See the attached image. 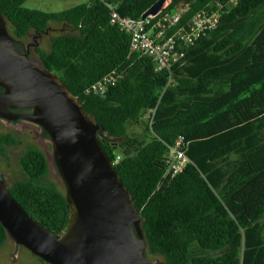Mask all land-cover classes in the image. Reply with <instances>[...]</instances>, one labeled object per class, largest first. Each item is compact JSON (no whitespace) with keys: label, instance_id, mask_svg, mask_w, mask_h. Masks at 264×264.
Here are the masks:
<instances>
[{"label":"trees","instance_id":"obj_1","mask_svg":"<svg viewBox=\"0 0 264 264\" xmlns=\"http://www.w3.org/2000/svg\"><path fill=\"white\" fill-rule=\"evenodd\" d=\"M25 1L0 0L8 33L27 52L31 31L51 21L70 29L51 36L48 50L33 44L35 59L99 125L102 149L140 216L145 255L159 258L156 264H264V0H168L167 12L186 5L178 25L223 5L215 27L178 47L183 55L170 71L129 55V35L110 23L104 0L58 12L27 8ZM105 1L121 16L138 18L157 0ZM113 70L122 77L108 91L86 92ZM148 108H155L150 128L141 118ZM141 124L143 139L129 131ZM178 139L190 162L171 176L168 146ZM21 143L11 132L0 134V156ZM17 164L8 190L61 235L69 209L44 153L26 144ZM7 238L0 224V247Z\"/></svg>","mask_w":264,"mask_h":264},{"label":"water","instance_id":"obj_2","mask_svg":"<svg viewBox=\"0 0 264 264\" xmlns=\"http://www.w3.org/2000/svg\"><path fill=\"white\" fill-rule=\"evenodd\" d=\"M167 1H155L142 17ZM0 87V118L29 120L49 137L69 209L67 227L56 235L25 211L0 178V224L7 236L46 264H156L144 253L140 216L102 149L99 125L55 72L17 50L1 13ZM16 108L31 112L11 111Z\"/></svg>","mask_w":264,"mask_h":264},{"label":"built area","instance_id":"obj_3","mask_svg":"<svg viewBox=\"0 0 264 264\" xmlns=\"http://www.w3.org/2000/svg\"><path fill=\"white\" fill-rule=\"evenodd\" d=\"M236 0H231L235 3ZM109 8V20L129 35V55L137 57H149L153 61L156 71H170L173 63L178 61L183 52L178 47L192 44L202 33L216 26L223 5L216 4L214 10H200L194 13L188 20L178 25L182 14L186 11V5L177 6L172 12H167L164 7L146 17L131 18L121 16L115 9V5L105 1ZM178 25V26H177ZM176 27L170 32V29ZM122 77L121 72L111 71L103 75L99 80L91 84L86 92L102 95L114 86ZM155 108H148L142 114L143 122L150 128ZM182 141L178 139L174 145L168 146V169L171 176L180 173L190 162L182 150ZM119 156L116 157V160Z\"/></svg>","mask_w":264,"mask_h":264},{"label":"rangeland","instance_id":"obj_4","mask_svg":"<svg viewBox=\"0 0 264 264\" xmlns=\"http://www.w3.org/2000/svg\"><path fill=\"white\" fill-rule=\"evenodd\" d=\"M87 1L88 0H26L24 6L47 12H58ZM69 31L70 29L65 23L51 21L44 31L38 34H34V32L31 31L24 41V47L28 50L31 57L37 58V55L33 50V44L48 50L49 39L51 36ZM129 131L130 133L137 135L140 139L145 138L147 135L143 124L137 127H131L129 128ZM7 132L16 135L22 142L19 145L7 147L6 155L0 156V173L8 185H10L11 181L19 174L17 164L19 155L24 146L31 143L37 146L46 156L50 178L58 185V187L63 188V183L53 162L51 141L49 137L44 134L40 126L27 120H18L17 123L9 124L0 121V134ZM151 260L155 263H161L159 258H152ZM0 264L46 263L40 262L37 257L32 255L24 247L17 245L8 237L0 247Z\"/></svg>","mask_w":264,"mask_h":264},{"label":"flooded vegetation","instance_id":"obj_5","mask_svg":"<svg viewBox=\"0 0 264 264\" xmlns=\"http://www.w3.org/2000/svg\"><path fill=\"white\" fill-rule=\"evenodd\" d=\"M1 91H2V88L0 87V92H1ZM11 111H13V112H19V113H24V114H28V113L31 112V109H30V108H16V109H11ZM18 120H26V119H18ZM18 120H7V119L0 118V121H1V122L7 123V124H9V123H17ZM27 121H29V120H27ZM29 122H31V121H29ZM40 128H41V127H40ZM41 129H42V128H41ZM42 130H43V129H42ZM43 132H44V130H43Z\"/></svg>","mask_w":264,"mask_h":264}]
</instances>
